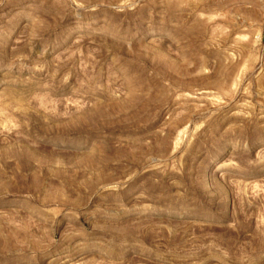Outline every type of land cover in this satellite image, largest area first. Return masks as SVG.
Wrapping results in <instances>:
<instances>
[{"label": "rangeland", "instance_id": "rangeland-1", "mask_svg": "<svg viewBox=\"0 0 264 264\" xmlns=\"http://www.w3.org/2000/svg\"><path fill=\"white\" fill-rule=\"evenodd\" d=\"M0 264H264V0H0Z\"/></svg>", "mask_w": 264, "mask_h": 264}]
</instances>
